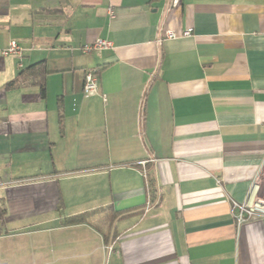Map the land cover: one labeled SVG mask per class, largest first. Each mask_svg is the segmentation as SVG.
Wrapping results in <instances>:
<instances>
[{"label": "crops", "instance_id": "0c3cea01", "mask_svg": "<svg viewBox=\"0 0 264 264\" xmlns=\"http://www.w3.org/2000/svg\"><path fill=\"white\" fill-rule=\"evenodd\" d=\"M97 40L113 48L82 53ZM12 41L1 221L52 237L21 264H264V219L233 208L264 160V0H0V51ZM39 63L44 94L8 87Z\"/></svg>", "mask_w": 264, "mask_h": 264}, {"label": "built area", "instance_id": "2783aa9c", "mask_svg": "<svg viewBox=\"0 0 264 264\" xmlns=\"http://www.w3.org/2000/svg\"><path fill=\"white\" fill-rule=\"evenodd\" d=\"M178 1H174L177 4ZM109 15L111 18L115 17L114 7L111 5L109 8ZM193 30L188 29L182 36L189 37L192 35ZM176 34L173 32H167L166 38L174 39ZM113 48V43L108 40H97L94 44L86 45L81 48L83 54H91L94 52H101L103 50H109ZM23 48L16 41L9 43V46L0 51V57L17 56L22 58ZM21 67V65H20ZM99 71L97 69H89L85 72L83 93L85 96H94L99 91ZM147 178L146 172H144ZM148 208L151 207V201L148 202ZM233 208L237 211L235 218L238 226L254 221L264 219V160L260 166L259 172L256 175L253 183L251 184L247 198L243 203L233 202ZM111 250V248H109Z\"/></svg>", "mask_w": 264, "mask_h": 264}, {"label": "rangeland", "instance_id": "374dc122", "mask_svg": "<svg viewBox=\"0 0 264 264\" xmlns=\"http://www.w3.org/2000/svg\"><path fill=\"white\" fill-rule=\"evenodd\" d=\"M3 216L4 211L0 203V264H21L31 261L37 248L45 250L50 248L52 237L49 234L36 235L34 232L37 228H33V221H25L28 227L18 228L13 226L14 224L3 225L1 221ZM19 225L25 224L21 222Z\"/></svg>", "mask_w": 264, "mask_h": 264}, {"label": "trees", "instance_id": "16d2710c", "mask_svg": "<svg viewBox=\"0 0 264 264\" xmlns=\"http://www.w3.org/2000/svg\"><path fill=\"white\" fill-rule=\"evenodd\" d=\"M45 77H46L45 64L39 63L37 65H34L33 67L23 70L20 76L18 77V79L10 82L8 84V87H19V86L31 85V84L39 85L41 87L42 93L44 94ZM147 180H148L150 193L154 194L155 190L153 187V180L148 174H147ZM90 214L91 213H84L78 216L67 218L62 224L64 226H75V225L84 224L87 221H89V218L91 217Z\"/></svg>", "mask_w": 264, "mask_h": 264}]
</instances>
